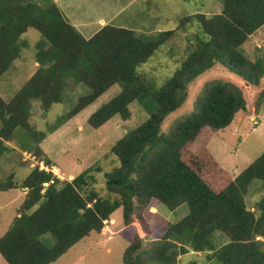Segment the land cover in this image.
<instances>
[{
	"label": "trees",
	"instance_id": "16d2710c",
	"mask_svg": "<svg viewBox=\"0 0 264 264\" xmlns=\"http://www.w3.org/2000/svg\"><path fill=\"white\" fill-rule=\"evenodd\" d=\"M222 4L219 14L196 13L179 20V28L195 26L197 32L188 38L187 57L158 87L145 79L139 67L174 36V30L142 36L106 25L86 39L53 0H0V79L20 57L21 35L29 29L41 35L35 47L37 70L10 101L0 95V161L16 151L8 143L17 140L23 152L51 165L40 146L47 134L37 132L29 121L32 102L39 101L48 112L63 102L71 81L88 91L66 118L76 116L114 86L120 92L88 118L92 128L115 116L129 120V106L136 101L149 114L110 151L119 166L106 177L109 198L96 190L91 168L71 181H61L39 166L21 183L15 182L13 173L0 179L2 192H27L0 238V255L7 264H52L90 234L101 233L118 209H123L128 226L141 221L153 201L170 211L186 205L188 214L168 224L149 248L137 237L124 252V264H178L179 257L190 252L203 254L207 263L264 264V242L259 239L264 238V153L236 177L215 160L208 165L187 154L200 138L226 129L247 109L242 89L222 80L207 83L196 110L162 132L167 116L186 101L189 85L215 65L250 86L259 87L264 80V55L252 60L243 48L264 26V0H222ZM262 105L264 88L258 96V107ZM255 181L263 195L252 211L246 197ZM216 232L228 242L217 246Z\"/></svg>",
	"mask_w": 264,
	"mask_h": 264
},
{
	"label": "rangeland",
	"instance_id": "374dc122",
	"mask_svg": "<svg viewBox=\"0 0 264 264\" xmlns=\"http://www.w3.org/2000/svg\"><path fill=\"white\" fill-rule=\"evenodd\" d=\"M92 11L102 17L110 19L119 11V17L112 23L113 26L132 29L138 35H157L162 31L174 30V36L155 53L139 71L148 82H155L161 87L181 62L187 57L190 41L196 34V27L181 29L179 20L184 16L203 13L209 16L222 12V0H90ZM81 0L80 7L85 3ZM62 3L67 5L68 0ZM30 39H39L41 36L36 30L29 31ZM250 59L264 55V26L259 29L243 46ZM27 57L31 52H25ZM24 59L17 60L9 72L0 79V95L5 101H10L21 89L30 76L31 63ZM215 80L233 82L243 91L247 101V109L239 112L233 123L224 130L211 135H205L192 146L188 153L205 161L208 165L215 160L232 177L243 172L252 162L264 153V105L258 107V96L264 88L255 87L242 81L220 65L202 74L189 85L188 96L184 104L167 116L162 132H169L172 127L184 116L196 110V102L201 96L207 83ZM87 88L75 85L72 81L67 85L64 100L53 105L45 112L39 101L32 102V115L30 124L37 132H45L46 138L40 146L47 155L51 165L40 161L33 153L23 152L17 140L9 142L15 147L9 157L0 161V179L5 180L12 173L15 182L21 183L37 166L51 171L61 181H71L88 168L96 175V190L102 197H110L105 186L107 174L119 166L115 156L111 155L112 147L126 133L137 128L145 122L149 114L139 104H130L131 117L122 120L119 116L113 117L103 126L94 129L88 124V118L102 104L120 92L119 86L112 87L102 95L94 104L81 111L72 118H66L79 97L87 93ZM257 181L249 190L246 197L248 207L260 200L262 194L256 192L259 187ZM24 189L0 191V238L9 229L17 216L25 195ZM27 193V192H26ZM114 198V195H111ZM153 207L147 208L136 221L128 226L124 223L123 209H118L101 233H92L71 248L66 254L52 264H124L125 250L135 242L142 239L144 247L149 248L154 241L160 239L170 223H176L188 214V207L181 206L176 211L168 210L158 201H153ZM250 208V207H249ZM227 238L216 232L213 240L217 246L223 244ZM198 262L205 264L203 254L190 252L180 256L178 264ZM0 264H7L0 255ZM217 264V263H215Z\"/></svg>",
	"mask_w": 264,
	"mask_h": 264
},
{
	"label": "crops",
	"instance_id": "0c3cea01",
	"mask_svg": "<svg viewBox=\"0 0 264 264\" xmlns=\"http://www.w3.org/2000/svg\"><path fill=\"white\" fill-rule=\"evenodd\" d=\"M53 1L59 6V8L61 9L65 18L74 27H76L77 30L86 39L92 38L103 27H105L106 25H109L107 23H112L119 17V11L113 17H110V19H108L106 17H102L99 14H95L92 11V7H95V3H94V5H92V3H90L91 2L90 0H83L84 1L83 3H85V5L83 7H80V5H79V2H81V0H68L67 5H65V3H62L63 0H53ZM116 27L122 28V26H119V25ZM31 30H35V29H29L27 32H25L24 34L21 35V37L18 41V44H20L19 46L21 47L20 48L21 50H20V57L17 59V60L24 59V62L27 60L30 61V58L34 59L35 62L31 63L32 68H31L30 73H32L35 69L37 70V68L39 67V64L36 62V59H35V53H36L35 47L41 38L40 37L39 39H30L28 37V34H29V31H31ZM0 37H2V36H0ZM29 51L31 52V54H30L31 56L27 57V55H25L24 53L29 52ZM17 60H15V62ZM12 67H13V65L11 66V68ZM257 189L258 190H256V192L260 191L259 193H261L263 195V191L259 190V187ZM24 194H26V192H24ZM256 201H254L249 206L252 211H254L256 208ZM259 239L262 242H264V238H259ZM226 242H228V241L224 239L223 244ZM205 264H215V263L205 262Z\"/></svg>",
	"mask_w": 264,
	"mask_h": 264
},
{
	"label": "built area",
	"instance_id": "2783aa9c",
	"mask_svg": "<svg viewBox=\"0 0 264 264\" xmlns=\"http://www.w3.org/2000/svg\"><path fill=\"white\" fill-rule=\"evenodd\" d=\"M41 169H44L43 164L41 165Z\"/></svg>",
	"mask_w": 264,
	"mask_h": 264
}]
</instances>
